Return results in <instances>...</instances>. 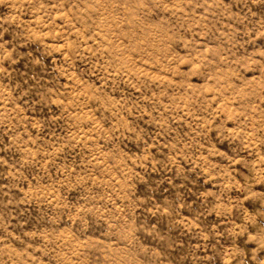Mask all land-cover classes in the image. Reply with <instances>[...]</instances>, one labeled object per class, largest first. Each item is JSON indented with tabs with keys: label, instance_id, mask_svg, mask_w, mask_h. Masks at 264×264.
Returning <instances> with one entry per match:
<instances>
[{
	"label": "rangeland",
	"instance_id": "374dc122",
	"mask_svg": "<svg viewBox=\"0 0 264 264\" xmlns=\"http://www.w3.org/2000/svg\"><path fill=\"white\" fill-rule=\"evenodd\" d=\"M0 264H264V0H0Z\"/></svg>",
	"mask_w": 264,
	"mask_h": 264
}]
</instances>
